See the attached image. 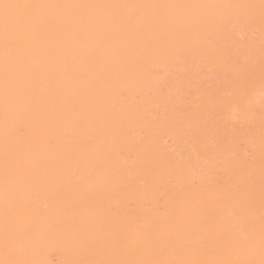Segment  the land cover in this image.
Instances as JSON below:
<instances>
[{
	"label": "bare ground",
	"instance_id": "6f19581e",
	"mask_svg": "<svg viewBox=\"0 0 264 264\" xmlns=\"http://www.w3.org/2000/svg\"><path fill=\"white\" fill-rule=\"evenodd\" d=\"M0 264H264V0H0Z\"/></svg>",
	"mask_w": 264,
	"mask_h": 264
}]
</instances>
